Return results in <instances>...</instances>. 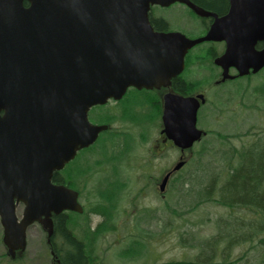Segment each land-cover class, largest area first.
Here are the masks:
<instances>
[{"label":"water","instance_id":"water-1","mask_svg":"<svg viewBox=\"0 0 264 264\" xmlns=\"http://www.w3.org/2000/svg\"><path fill=\"white\" fill-rule=\"evenodd\" d=\"M228 1L219 18L191 0H0V222L12 258L26 250L34 223L50 241L53 215L83 212L78 193L53 176L108 130L89 121L93 107L121 100L131 87L169 86L205 42L226 45L214 61L223 81L235 78L230 68L237 77L264 68V48H256L264 42V0ZM177 3L215 19L204 37L154 30L151 7ZM205 102L202 94L164 96L162 133L182 152L206 135L197 125ZM184 164L166 174L161 192Z\"/></svg>","mask_w":264,"mask_h":264},{"label":"trees","instance_id":"trees-1","mask_svg":"<svg viewBox=\"0 0 264 264\" xmlns=\"http://www.w3.org/2000/svg\"><path fill=\"white\" fill-rule=\"evenodd\" d=\"M193 1L214 12H221L222 7L227 4V0ZM166 26L165 23H159V28L162 30ZM197 58V61H193L190 57L187 70L190 67H196L200 78L204 80L200 79L197 82L187 80L186 85L181 84L180 87L184 94L189 95L194 90L202 88L205 77L201 74L206 72L204 65H213L212 55L207 51L204 52V49L197 54ZM238 79H243V84L236 91L221 95L217 101V108L213 106L216 115H213L215 112L210 109L208 117L215 118L231 111L229 103L238 101L233 96H241V92L244 91L246 97L249 93L248 89L252 87L249 83L251 78L247 76ZM138 93L140 94L136 95L137 100H131L124 105L121 117L136 126L146 128L156 125L160 117V110L155 106L156 95L150 91ZM251 95L253 99L248 97L252 100L248 108L256 110L260 117L263 116L264 82L255 85ZM253 112L256 114L255 111ZM114 118V116L105 117L106 121L111 124L115 122ZM100 122L105 121L102 119ZM205 130H207V136L212 134L213 137L223 142L242 139L246 135V132L224 135L218 132L213 133L209 128ZM130 142L131 138L126 132L113 129L105 132L93 147L87 149L75 160L76 164L73 167L75 169L78 165L79 167L74 172L71 184L76 189H82L83 186L87 187L90 181H94L93 189H96V194L90 192V197L87 199L88 205L83 214L69 213L57 218L55 233L51 239L54 254L47 252L49 258L56 262L59 261L60 264H95L97 260L94 257L95 246L110 232H117L116 227L119 224L117 214L120 211L121 195L127 188L126 180L120 181L118 175L128 170V168L125 169V164L132 152ZM206 142L203 143L201 150L195 153L197 166L200 165L201 159L209 161L206 163L208 165H211L212 158L217 161L216 155H212V149L207 147ZM221 146L225 147L226 144L222 143ZM223 154L225 158L223 171L216 172L211 169L204 176L197 173L194 181H186L181 171L188 164L187 162L180 173L171 180V185L179 184L180 188L178 187L177 192L180 197L186 195L184 204L187 205V210H184L179 217L183 218V213L189 216L208 204L223 207L227 214L220 215L215 220V233L209 236L194 231L180 233L179 244L197 253L189 259L166 264H264V133L256 137L249 145L243 146L242 149L230 146ZM88 156H92L91 161L88 160ZM104 168L107 170L105 171ZM99 171L102 177L99 176L100 178L95 180L94 174ZM203 172H206L205 169ZM185 186H187L186 190ZM171 210L174 211L173 208ZM90 214L101 218L102 221L97 227L91 226L88 220ZM171 217L173 218V215ZM154 218V215H150L148 220ZM166 224L164 220L165 228ZM156 236L157 234L145 233L142 230L130 234L126 248L121 252V259L125 262L139 260L144 261L143 264H150L155 251L152 241Z\"/></svg>","mask_w":264,"mask_h":264},{"label":"rangeland","instance_id":"rangeland-1","mask_svg":"<svg viewBox=\"0 0 264 264\" xmlns=\"http://www.w3.org/2000/svg\"><path fill=\"white\" fill-rule=\"evenodd\" d=\"M157 11L168 18L170 22H172L174 28L178 23L184 25L185 28H191L189 31L186 30L193 38H197L196 36L204 33V27L200 22H196L193 26H190L188 20L184 19V17H187V13L181 5H174L171 9H158ZM207 47V44L197 46L189 53L188 58L193 57V54ZM204 66L206 68L211 67L210 64ZM205 74H207V71L201 75ZM249 77L251 78L249 83L252 87L248 89L249 93L246 97L244 96V91L241 92V96H233L236 97L238 101H241H231L229 103L231 111L216 116L215 118L208 117L210 109H212V112H215L213 115H216V111H214L215 107L212 105L216 102L215 97H220L223 94L236 91L239 86L243 84L244 80L236 79L227 81L219 86L211 85V82H208L209 92L207 98L209 105L207 104L208 107L206 105V107L201 108L198 117L199 127L203 129L209 128L213 133L218 132L224 135L233 134V132H246V135L242 139H231L229 142H223L210 134L206 136L202 142L195 144L192 149L181 152L173 146H168L166 139L159 135V129L161 128L155 125L145 128L143 126H136L130 122H120L115 126L116 128L123 126V130L127 131V134L131 138L130 144L132 146V152L128 156V166L126 167L129 170L121 173L122 178L126 179L127 188L121 195L120 211L119 214H117V222L119 223L117 232H110L95 246L94 257L97 259L95 264H143L144 261L137 260L125 262L121 259V252L126 248L129 235L136 233L138 230H142L145 233L157 234L155 240L152 241V244L155 245V251L153 260H151L150 264L178 262L189 259V257L191 258L197 253L179 244L180 233L185 234L187 231H194L205 236L215 233V220L218 219L220 215L227 214L223 207L208 204L202 206L200 210L189 216L183 213L182 216L184 217H179L184 210H187V205L184 204L186 195H183L184 198L180 197V194L177 192L178 187L180 188L179 184L171 185L172 181H170L166 189V196L163 198L162 195L159 194V185L164 175L182 161L188 162L181 171L186 181H194L197 173L204 176L211 169L216 172H221L223 171L222 168L225 166L223 162L225 160L223 153L229 149L230 146L240 150L243 146L249 145L256 137L264 133V115L260 117L256 110L248 108L252 103V100H249V98L252 97L251 92L254 86L264 82V71L259 75H251ZM185 78L190 82L199 81L200 74L197 72V68L190 67L186 70ZM232 94H230V96ZM233 97L231 99H233ZM253 111L256 112L257 116ZM92 119L94 120L96 118L92 116ZM209 119L213 123H211ZM205 141H207V147L212 149V155H216L217 161L212 158L211 165H208L206 163L209 161L201 159L200 165L197 166V156L195 157V153L201 150ZM222 143L226 144L227 148L226 146H221ZM91 157L88 156V160L91 161ZM193 158L195 161H193ZM203 169H205L206 172H203ZM104 170L106 171L107 168H104ZM100 173V171L95 173L93 178L96 180L102 177ZM93 182L90 181L87 187L83 186L84 188H79L83 193L81 204L84 207L88 205L87 199L90 197V192L96 194V189H93ZM186 188L187 186L184 187L185 190ZM171 208H173L174 211H172ZM23 210L24 206L21 204L17 209V214L20 219L22 218ZM170 214L173 215V218ZM150 215H154L155 218L148 220ZM89 219L93 228L100 222V219L96 216H89ZM187 219L189 220L187 221ZM164 220L167 222L166 228L164 227ZM137 224L138 226H136ZM2 237L3 228L0 223V264L55 263L47 254V252L49 253L50 251L47 247L49 243L48 232L40 225L36 224L28 229L27 248L24 252L17 253L15 258L7 256V248L3 244Z\"/></svg>","mask_w":264,"mask_h":264},{"label":"flooded vegetation","instance_id":"flooded-vegetation-1","mask_svg":"<svg viewBox=\"0 0 264 264\" xmlns=\"http://www.w3.org/2000/svg\"><path fill=\"white\" fill-rule=\"evenodd\" d=\"M191 1L194 4H196L193 0H191ZM196 5L198 7H200V8H202V9H204L205 11H208V12L216 14L217 17H219V18L227 15L228 12H229V9H230V3H229L228 0H227V4L222 7L223 9H222L221 12H214V11H211V10H209V9H207L205 7H202V6L198 5V4H196ZM173 6H170V7H167V8H162V7H159V6L151 7L150 12H149V22H150L151 26L154 28L155 31H159V32H180V33L186 35L189 38H193V36H190L188 34V31L191 28H185L184 25H182L181 23H178V25H176L175 28H174L173 25H172V22H170V20L168 18H166L164 15L160 14L157 11L158 9H161V10L162 9H171ZM181 6L186 10L187 17H184V19L188 20L190 26H193L196 22H200L203 25V27H204V33L202 35H199V36H196V37L197 38L198 37H204L206 35V33L209 31V29H210V27L213 24L215 19L213 17H200L193 10L188 8L187 6H185V5H181ZM24 7L25 8H29L30 7V3L28 1H25L24 2ZM159 23H165L167 25L166 28H164V30L160 29L159 28ZM207 45H208V47L204 48V52L207 51L208 53H210L212 55V59H213V61H212L213 65L212 66H213V68L211 66L210 68H206L205 69V71H207V74L203 75L205 77V83L203 84L202 88L200 87L197 90H194L189 95L183 93V90H181L180 86H181V84L186 85V82L188 80L187 78H185V72L186 71L183 72L180 76H177V77L173 78L171 80L170 85L167 86V87H161L160 89H152V90H147V89L139 90V89L134 88V87L129 88L121 100H118V101L111 100L108 104H106L104 106H96V107L92 108L89 111L88 117H89V121L92 124H95V125H108L109 126L108 130H106L102 134H100L98 139H97V141L92 146H90L89 148L93 147L101 139L102 135L105 132H107V131H112L114 129L116 131L118 130L120 132H126L127 133V131L123 130V128H124L123 126H120L119 128L115 127L120 122L121 123H123V122L132 123L129 120H123V118L121 117V114H123V107H124V105L126 103L131 102V100L132 101L137 100L136 95L140 94L138 92H145V91H150V93H152L153 95H156L155 98H156L157 101L155 103L156 104L155 106L160 110V117H159L158 121L156 122L155 126L161 128V129H159L160 130L159 135H160V137L166 139V142H167L168 146H170L171 141L168 140L166 135L162 133V130H163L162 113H163L164 96L166 94H175V95H183V96H197L198 94H203V95H205L207 97V94L209 92V87H208L209 83L208 82H211V85L219 86V85H221V84H223V83H225L227 81H233V80L238 79L236 70L234 68H230L229 73L232 76H235V78L234 79H227V80L223 81V76H222L223 70H222V68L220 66H217L214 63L215 59L218 58L225 51V47H226L225 43L224 42H207ZM256 48L258 50L263 49L264 48V42H258ZM200 52L201 51H199L196 54H193V57H191V59L193 61H197V59H198L197 58V54H199ZM188 57L189 56L186 57V66H187L188 61L191 60ZM200 79H203V78H200ZM194 82H197V81H194ZM215 98H216L215 99L216 102H214L213 104L217 108V101L219 100V96H216ZM207 102H208V98H207ZM153 104H154V102H153ZM201 107H203V105ZM92 116H93V118L95 117L96 119L93 120ZM107 116H114L115 117L114 119H116L115 122H113V124L107 122L106 119H105V117H107ZM120 117H121V119H119ZM99 119L100 120L103 119L105 122H100ZM149 129H151V128H149ZM89 148H86V149L78 151L75 159L73 161H71L70 163L66 164L65 167L62 170L55 172L54 176H53V183L54 184L63 185V186H66L67 188H69L71 190L76 191L78 193V200H79L80 203H81V200H82V194L83 193H82L81 189H76L71 184L70 181H72V179L74 178V175H75L74 172H76L75 170L78 169V167H79V165L76 167V169L73 167L76 164L75 160L77 158H79V156H81L82 153H84ZM84 164H86V163H84ZM125 165H126L125 167H127L128 163L125 164ZM125 169H127V168H125ZM178 173L179 172L174 173L171 176L170 181ZM118 176H119V179H121L120 181L126 180V179L122 178V174L121 173ZM162 197L164 198V196H162ZM84 212H85V207H84ZM69 213H75V212H73V211H68L67 212L66 211V212H63V213H61L59 215H53L52 216L54 233H55V225L57 223L56 222L57 218L60 217V216L68 215ZM83 213H78L77 212V214H83ZM90 216H95V215L94 214H90ZM88 220H90V219L88 218ZM101 221L102 220L100 218V222ZM100 222L97 225H99ZM36 224L40 225L42 227V225L40 223H36ZM97 225L95 227H97ZM117 227H116V229H117ZM48 245H50L48 247L53 251L54 247H53V244H52L51 240L49 241ZM53 264H60V263H59V261L56 262V260H55V263H53Z\"/></svg>","mask_w":264,"mask_h":264}]
</instances>
